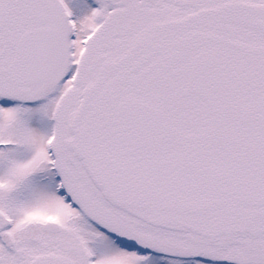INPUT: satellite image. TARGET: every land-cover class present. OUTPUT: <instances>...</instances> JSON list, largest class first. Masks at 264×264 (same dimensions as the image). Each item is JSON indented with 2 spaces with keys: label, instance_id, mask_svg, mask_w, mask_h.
<instances>
[{
  "label": "snow or ice",
  "instance_id": "obj_1",
  "mask_svg": "<svg viewBox=\"0 0 264 264\" xmlns=\"http://www.w3.org/2000/svg\"><path fill=\"white\" fill-rule=\"evenodd\" d=\"M0 264H264V0H0Z\"/></svg>",
  "mask_w": 264,
  "mask_h": 264
}]
</instances>
